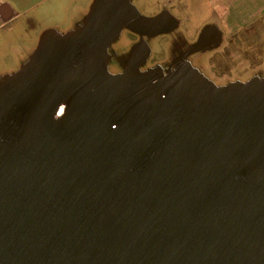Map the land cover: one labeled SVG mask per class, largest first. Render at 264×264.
Returning <instances> with one entry per match:
<instances>
[{"label": "water", "instance_id": "water-1", "mask_svg": "<svg viewBox=\"0 0 264 264\" xmlns=\"http://www.w3.org/2000/svg\"><path fill=\"white\" fill-rule=\"evenodd\" d=\"M169 17L93 0L0 76V264H264V78L107 70Z\"/></svg>", "mask_w": 264, "mask_h": 264}, {"label": "flooded vegetation", "instance_id": "flooded-vegetation-1", "mask_svg": "<svg viewBox=\"0 0 264 264\" xmlns=\"http://www.w3.org/2000/svg\"><path fill=\"white\" fill-rule=\"evenodd\" d=\"M133 1L146 16L160 12L172 14L167 19H175V25L153 35L122 28L107 48L108 72L159 68L166 73L180 65H188L215 86L264 78V15L229 25L227 19L213 9H207L204 17L194 9L173 8L167 2L138 0V5ZM194 19L206 20L194 24ZM112 64L116 70L109 69ZM245 71L247 78H243Z\"/></svg>", "mask_w": 264, "mask_h": 264}, {"label": "rangeland", "instance_id": "rangeland-1", "mask_svg": "<svg viewBox=\"0 0 264 264\" xmlns=\"http://www.w3.org/2000/svg\"><path fill=\"white\" fill-rule=\"evenodd\" d=\"M10 3H13V6L19 12L17 18V24L15 21L12 23L6 24L4 27L0 28V52L3 47H5L9 41L10 43L19 42L17 38L21 37L22 30L26 32V35L23 36L22 50L19 47L13 51L11 49H6L4 56L0 53V75L3 73H10L15 68H18L20 62V56H22L23 61L26 60L30 53L35 48L39 35L42 31L46 29L53 30H62L64 29L71 21L68 17L71 15L72 11L70 6L75 5L74 9L86 12L88 10L89 4L92 0H43L41 3L38 0H8ZM139 5V1L135 0ZM150 3H164L166 0H147ZM198 2L202 0H196ZM36 3V4H34ZM59 3H62L63 7H56ZM167 4H171L168 3ZM68 8H66V6ZM49 6H51L49 8ZM206 19H194V24H201ZM14 26V34L6 37L5 31L9 30L8 27ZM21 34L15 33L18 31ZM4 37L6 39H4ZM123 39V38H122ZM11 51V52H10ZM159 51V50H158ZM22 62V61H21ZM109 69L116 70L115 66L110 65ZM247 78V71L244 72V77Z\"/></svg>", "mask_w": 264, "mask_h": 264}, {"label": "crops", "instance_id": "crops-1", "mask_svg": "<svg viewBox=\"0 0 264 264\" xmlns=\"http://www.w3.org/2000/svg\"><path fill=\"white\" fill-rule=\"evenodd\" d=\"M43 0H38L36 3L38 2H42ZM131 3L135 6V4L133 3V0H130ZM93 0L91 1V3L89 4L88 10L92 4ZM165 2L171 3L170 5L174 8H179V7H188L190 10L194 9V11L196 12V14H199L200 16H206L207 13V9H213L216 10V14L219 16H222L224 18H226V23L229 25H237V23H242L244 21H246L247 19H252L253 17L259 16V15H264V0H202L200 2L196 1V0H166ZM164 2V3H165ZM34 3V4H36ZM62 3H59V5L56 7H63ZM66 6V5H65ZM51 6H49L50 8ZM136 7V6H135ZM66 8H68V6H66ZM71 15L68 17V19H71L70 23L62 30H54L59 34H63L66 33L70 30L75 29L76 27H78L85 15L88 13V10L86 12L84 11H80L77 8H75V5H71ZM136 9L138 10L139 14L142 16H146L144 14H142L140 12V10L136 7ZM161 13V12H160ZM18 14L19 12H17V10L15 9V7L13 6V3H10L8 0H0V28L4 27L6 24L12 23L13 21L16 22L17 24V18H18ZM159 14V13H157ZM155 14V15H157ZM170 14V13H168ZM183 14V13H181ZM172 16V14H170ZM175 15H179L178 13H175ZM154 16V15H152ZM146 17H151V16H146ZM9 30L5 31L4 33L6 34V37H8L9 35L14 34V26L12 27H8ZM50 29H46L44 31H47ZM53 30V29H51ZM42 31L39 35H42V33L44 32ZM15 33L17 34H21L18 31H15ZM26 35V32L24 30H22V34L21 37L19 36V38H17L18 40H20L19 42L16 43H10L9 41L8 44L2 48L1 52L4 56H6L5 50L6 49H11V51L17 49L18 47L22 50L23 48L22 46V42L21 40H23V36ZM38 38V40H39ZM4 39H6L4 37ZM8 40V39H6ZM1 49V46H0ZM10 51V52H11ZM20 64L18 66V68H15L14 70H12L10 73L15 72L17 69H19V67L22 65V63H24L26 60L23 61L24 58H22V56H20ZM22 61V62H21ZM10 73H3L2 75L5 74H10ZM1 76V75H0Z\"/></svg>", "mask_w": 264, "mask_h": 264}, {"label": "bare ground", "instance_id": "bare-ground-1", "mask_svg": "<svg viewBox=\"0 0 264 264\" xmlns=\"http://www.w3.org/2000/svg\"><path fill=\"white\" fill-rule=\"evenodd\" d=\"M62 112V106L58 110V114Z\"/></svg>", "mask_w": 264, "mask_h": 264}]
</instances>
